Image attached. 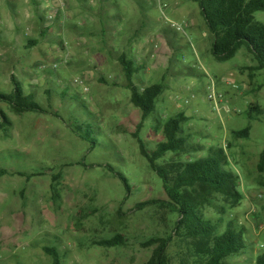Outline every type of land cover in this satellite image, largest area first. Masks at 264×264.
<instances>
[{"label":"rangeland","instance_id":"obj_1","mask_svg":"<svg viewBox=\"0 0 264 264\" xmlns=\"http://www.w3.org/2000/svg\"><path fill=\"white\" fill-rule=\"evenodd\" d=\"M62 1L65 10L53 4L56 18L49 22L45 0H0V93L10 94L16 77L50 113L16 115L0 105L7 118L0 115V171L9 173L0 177V264H51L44 248H56L62 264H148L156 247L142 244L156 238L172 239L169 264H194L191 244L175 234L179 217L163 207V183L138 144L141 138L154 151L164 141L166 122L179 114L187 118L183 130L195 151L182 160L222 148L228 170L240 178L241 204L231 210L217 198L205 217L220 231L231 221L243 227L249 258L264 253V239L253 240L248 232L261 224L253 207L264 222V199L258 196L264 197V175L257 170L264 151V72L251 78L253 57L243 48L218 62L196 0ZM255 20L264 24V12ZM30 41L37 46L27 49ZM14 47L24 65L5 51ZM21 49L30 51L22 55ZM122 54L142 66L135 77L141 91L164 86L140 132L142 113L131 103ZM55 63L58 69L51 68ZM216 104L229 113L218 115ZM251 105L261 110L253 120ZM71 126L91 130L95 149ZM246 129L248 139L234 137ZM107 166L128 179L130 197ZM147 201L158 204L139 211L137 205ZM115 237L125 245L97 244ZM228 263L255 264L247 256Z\"/></svg>","mask_w":264,"mask_h":264},{"label":"trees","instance_id":"obj_2","mask_svg":"<svg viewBox=\"0 0 264 264\" xmlns=\"http://www.w3.org/2000/svg\"><path fill=\"white\" fill-rule=\"evenodd\" d=\"M196 3L213 38L211 53L215 59L226 63L232 60L239 50L245 48L256 63L255 67L249 69L251 78L256 72H264V24L255 20L257 13L264 12V0H196ZM42 36L45 34L42 33ZM37 44V41H30L27 49L35 48ZM119 63L126 80V88L131 95V103L142 113V122L138 127L140 132L144 122L155 113L156 103L164 91V86L156 84L141 91L135 84V77L141 72L142 66H137L126 54L119 57ZM11 80L13 90L10 94L0 93V105H7L16 115L50 114L34 100L33 95L24 92L21 81L16 77ZM260 112L258 105H251L249 118L253 120V116H258ZM0 115L7 121L3 112H0ZM186 122L187 118L183 114L168 120L163 127L164 141L154 151L148 150L143 140L138 138L141 155L163 183V190L168 198L163 207L179 217L175 234L191 244L192 251L195 252L192 255L197 259L194 264H230L228 259L233 256H247L248 260H253L255 264H264V253L249 258L243 227L239 228L231 221L220 231L218 223L205 217L204 210L212 206L211 201L221 198L233 210L244 200V195L239 191V176L228 170L229 158L224 149L214 147L202 157L191 156L188 161L182 160L186 153L195 152L191 149L192 146L189 148V138L183 130V124ZM71 131L79 139L90 144L91 150L95 149L91 130L83 131L81 126H71ZM233 135L237 139H248L250 130L233 132ZM168 156H174L175 159L167 161ZM105 169L121 182L127 197H130L132 187L128 179L111 166ZM257 169L259 174L264 175V151ZM8 174L7 171H0V177ZM18 176L25 175L19 173ZM157 204L156 201H147L138 204L137 209L142 211ZM171 240L156 238L142 244L144 248L156 247L148 264H169L167 250ZM97 244L114 248L125 245V241L121 237H115ZM44 252L52 259L51 264H62L61 255L56 248H44Z\"/></svg>","mask_w":264,"mask_h":264},{"label":"crops","instance_id":"obj_3","mask_svg":"<svg viewBox=\"0 0 264 264\" xmlns=\"http://www.w3.org/2000/svg\"><path fill=\"white\" fill-rule=\"evenodd\" d=\"M52 4H56V5H58V3L57 2H51V4H50V1L48 2V0H45V4H44V6H45V8H47V7H49V5H52ZM140 8H138V10H139ZM22 50V49H21ZM8 54H11V55H13V57L15 58V64L16 65H24L23 64V62H22V58H24V55L23 54H25V52H26V54H28V51H30V50H25V49H23L22 51H23V53H22V55L23 56H21V55H19V50L18 49H16V47H14L13 49H11V48H9V49H7V50H5ZM258 170V169H257ZM262 185V184H261ZM244 194H246V195H250V194H253L254 196H255V194L252 192V191H246ZM246 195H245V197H246ZM258 196H262V198L264 199V197H263V195L262 194H258ZM257 198V197H256ZM254 208V213L256 214V224L259 222V223H261L260 224V226H256L257 228L254 230V229H251V230H249L248 232H249V237H252L253 238V240L254 239H256L257 237L258 238H263L264 239V222H263V219L261 218L260 219V217L258 216V212H259V210L258 209H256V207H253ZM261 210H264V206H262V205H260V207H259Z\"/></svg>","mask_w":264,"mask_h":264},{"label":"built area","instance_id":"obj_4","mask_svg":"<svg viewBox=\"0 0 264 264\" xmlns=\"http://www.w3.org/2000/svg\"><path fill=\"white\" fill-rule=\"evenodd\" d=\"M52 1H53V2H57V3L59 4V5H58L59 10H61V11L65 10V5H64V3H63L62 0H52ZM49 7H50L51 11H50V13H49V15H48L47 20H48L49 22H53V21L55 20V18H56V14L54 13L55 7H54L53 4H52V5H49ZM55 12L57 13L56 10H55ZM176 30H177L178 32L183 31V29H182L180 26H179V27L177 26V27H176ZM59 66H60V63H55V64L52 65L51 68H52V69H58ZM74 83H75L76 86H77V85H78V86H82V85H83L82 81H79V80H76ZM209 99L212 100V101L214 100L213 96H210ZM215 109H216V112H217L218 115H220L222 112L225 113V114H228V113H229V110H228V109H226V108H221V107H220L219 105H217V104H216ZM259 198H262V196H259Z\"/></svg>","mask_w":264,"mask_h":264}]
</instances>
